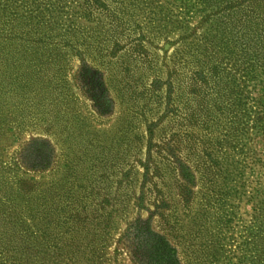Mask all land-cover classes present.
Instances as JSON below:
<instances>
[{
	"label": "trees",
	"instance_id": "obj_1",
	"mask_svg": "<svg viewBox=\"0 0 264 264\" xmlns=\"http://www.w3.org/2000/svg\"><path fill=\"white\" fill-rule=\"evenodd\" d=\"M92 23L94 27L84 26ZM174 33L177 40H168ZM157 39L164 41V54L176 45L165 81L144 46ZM69 53L79 59L80 78L91 86L98 104L105 96L104 83L101 71L87 62L86 55L95 54L100 60L127 58L126 73L136 64L146 66L153 76L147 93L152 96L166 89L165 115L176 101L182 107L174 109L180 130L160 144L154 142V134L162 119L147 126L146 161L140 164L143 185L134 205L149 217L134 220L123 234L129 246L132 239L135 260L183 264L176 247L152 228L151 221L158 217L173 235L177 206L188 210L200 194L201 208L194 218L203 219L199 225L203 232L211 228L218 233H208L215 238L211 253L203 255V263L198 255L196 264H217L220 259V264H264V0H0L4 69L0 103L5 94L11 97L14 87L26 103L25 92L49 83L43 79L33 88L37 76L32 72L48 65L42 59L52 55L50 65L59 72ZM9 112L0 114L2 135L11 130ZM181 143L189 145L196 164L190 166L177 153ZM153 153L161 155L165 168L158 166ZM167 173L174 174L173 188L161 189L156 183L145 188ZM34 194L26 182L13 189L0 177V264H77L80 254L85 264H95L99 258L94 244L100 237L94 234L88 246H80L86 237H79V227L88 218L58 205L51 212L46 192ZM147 197L153 210L145 207ZM241 205L249 206L250 212L243 214L248 220L238 218L244 236L237 256L224 250L220 232L231 229ZM105 206L106 202L97 204L94 214Z\"/></svg>",
	"mask_w": 264,
	"mask_h": 264
},
{
	"label": "rangeland",
	"instance_id": "obj_2",
	"mask_svg": "<svg viewBox=\"0 0 264 264\" xmlns=\"http://www.w3.org/2000/svg\"><path fill=\"white\" fill-rule=\"evenodd\" d=\"M84 26L94 27V23ZM177 36L174 33L168 40L175 41ZM144 46L149 59L160 71L161 80L165 81L168 70L173 67L176 45L167 54L161 50L165 46L163 39L148 40ZM52 58V55L49 58L46 55L42 59L48 64L45 69L32 72L37 76L33 88L43 79L49 83L25 92L29 97L26 103L21 102L20 91L15 87L11 99L6 94L1 97L0 114L10 110L7 114L11 115L13 122L9 124L11 130L8 134H0V177L7 180L8 187L13 189L17 183L26 182L33 186L34 196L46 192L51 212L58 205L62 211L76 209L84 219L87 217L88 221L79 227V237H86L80 246H88L94 234L100 237V242L94 244L99 258L95 264H141L135 260L132 239L129 246L123 234L134 220L149 217L148 212L140 211L134 205L143 185L140 164L146 161L147 126L162 119L155 130L154 142L160 144L162 138L171 137L181 128L176 116L179 114L174 110L182 108L180 102L176 101L171 113L165 115L166 89L162 87L152 96L147 93L153 76L146 66L136 64V68L131 67V71L126 73L127 64L123 62L128 63L127 58L100 60L95 54L86 55L87 62L101 71L99 78L104 83L105 96L98 104L91 86L80 78L79 59L69 53L58 72L50 65ZM107 62H110L109 66L105 67ZM3 71L0 67V82L3 81ZM188 147L187 143L179 144L180 152L177 153L187 158L192 166L196 160L193 152H188ZM152 156L159 167L167 166L161 155L153 153ZM171 173L165 174L163 179H153L145 184V188L153 183L161 189L163 186L173 188L175 179ZM197 190L200 192V183ZM171 191L175 198V192ZM149 198H146L145 207L153 210L149 206ZM200 199L201 195L197 194L188 210L177 206L173 235L158 217L151 221L152 228L165 235L176 247L183 264H196L198 255L201 263L206 261L203 255L211 253L210 242L215 240L208 233L214 236L218 233L211 228L208 233L203 232L199 227L203 219L198 221L194 218L201 208ZM230 200L237 205L236 199ZM73 202L75 204L72 205ZM102 202H106L105 208L94 214L97 204ZM249 212V206H238L231 229L220 232L221 239L225 240V251H235L239 256L236 248L243 242L244 233L238 218L248 220L249 217L243 214L248 215ZM215 214L222 215L216 211ZM214 221L212 219L211 222ZM66 238L68 236L64 235L62 240ZM231 238L236 243L231 242ZM76 263L85 264V256L80 254Z\"/></svg>",
	"mask_w": 264,
	"mask_h": 264
}]
</instances>
